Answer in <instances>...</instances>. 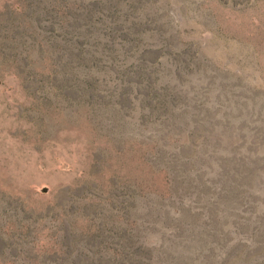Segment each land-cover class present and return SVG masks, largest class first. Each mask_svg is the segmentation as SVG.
Wrapping results in <instances>:
<instances>
[{
  "label": "rangeland",
  "instance_id": "obj_1",
  "mask_svg": "<svg viewBox=\"0 0 264 264\" xmlns=\"http://www.w3.org/2000/svg\"><path fill=\"white\" fill-rule=\"evenodd\" d=\"M0 264H264V0H0Z\"/></svg>",
  "mask_w": 264,
  "mask_h": 264
}]
</instances>
